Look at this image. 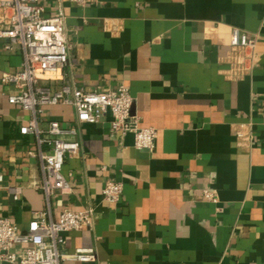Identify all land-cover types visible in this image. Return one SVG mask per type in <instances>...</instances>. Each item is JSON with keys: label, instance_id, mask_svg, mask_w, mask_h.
Masks as SVG:
<instances>
[{"label": "crops", "instance_id": "1", "mask_svg": "<svg viewBox=\"0 0 264 264\" xmlns=\"http://www.w3.org/2000/svg\"><path fill=\"white\" fill-rule=\"evenodd\" d=\"M42 3L47 16L66 15L69 64L63 79L41 83L124 85L130 114L158 132L154 151L140 150L133 133L112 132L110 114L81 123L73 106L44 109L41 128L77 127L81 142L66 159L72 189L55 193L54 218L95 208L90 227L64 233L66 250L95 247L100 264H264V0ZM233 27L257 38L247 75L230 54ZM22 63L18 43L0 38V215L25 231L46 202L29 155L36 136L21 132L31 114L2 82ZM108 179L124 184L117 203L102 199Z\"/></svg>", "mask_w": 264, "mask_h": 264}, {"label": "built area", "instance_id": "2", "mask_svg": "<svg viewBox=\"0 0 264 264\" xmlns=\"http://www.w3.org/2000/svg\"><path fill=\"white\" fill-rule=\"evenodd\" d=\"M79 6L94 0H71ZM42 0H0V38L15 40L23 54L21 68L5 71L2 82L12 85L17 93L9 98L31 114L29 122L21 127L22 134L36 136L37 149L29 155L39 159L42 170L41 190L46 208L37 213L25 231L9 218L0 215V262L9 264H100L95 247H78L66 250L64 233L83 230L95 220V208L80 211L63 210L59 218L53 216L52 200L59 190L70 192L71 185L63 168L68 156L81 149L77 139L78 129L51 121L47 129L40 127V116L47 106L66 104L76 110L81 123H97L101 117L111 115V130L123 136L133 133L135 146L140 150L153 152L158 136L154 127H141L137 116L130 114L133 96L129 88L120 85L117 89L89 91L64 83L60 88L41 82H58L65 76L69 64L66 15L60 12L54 16L45 14ZM231 56L242 68L243 74L250 73L252 59L257 47V38L239 27L231 31ZM6 49L13 50L11 44ZM3 176L0 175V181ZM16 198L19 188L12 189ZM124 184L108 179L102 190V199L117 203L121 200ZM208 200L218 203L215 192L204 190ZM20 250L17 251L16 247Z\"/></svg>", "mask_w": 264, "mask_h": 264}]
</instances>
